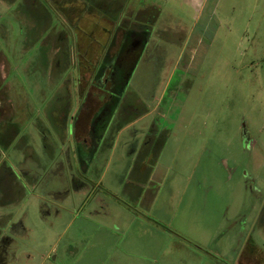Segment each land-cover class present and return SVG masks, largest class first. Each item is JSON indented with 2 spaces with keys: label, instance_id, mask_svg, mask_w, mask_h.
I'll list each match as a JSON object with an SVG mask.
<instances>
[{
  "label": "rangeland",
  "instance_id": "1",
  "mask_svg": "<svg viewBox=\"0 0 264 264\" xmlns=\"http://www.w3.org/2000/svg\"><path fill=\"white\" fill-rule=\"evenodd\" d=\"M104 2L112 5L107 21L120 3L143 23L153 14L152 30L83 168L75 144L84 131L73 137L58 113L77 111L76 93L71 101L65 89L75 91L76 32L53 0H0V83L19 129L0 163L30 164L27 175H10L19 190L8 188L2 208L6 261L264 260V0ZM62 30L67 58L56 42ZM141 167L146 180L134 171Z\"/></svg>",
  "mask_w": 264,
  "mask_h": 264
},
{
  "label": "flooded vegetation",
  "instance_id": "2",
  "mask_svg": "<svg viewBox=\"0 0 264 264\" xmlns=\"http://www.w3.org/2000/svg\"><path fill=\"white\" fill-rule=\"evenodd\" d=\"M53 1L58 14L60 10H65L68 19L62 22H66L76 32L79 63L76 78L68 79L69 83L74 84L75 91L69 87L65 89L71 93V101L76 93L77 111L70 116L66 109H60L58 113L65 122L64 126L67 129L70 126L73 137L77 135V130L84 131L81 142L75 144L84 168L85 162H90L100 148L105 133L100 132L99 128H104L107 118L116 111V106L121 102L118 93L128 84L132 70L145 49L152 30L153 14L143 23L136 17L140 11L131 10L126 15L127 8L122 10L119 3L114 6V19L108 16L110 20L107 21L106 14L110 13L112 5L106 4L104 0ZM56 42L62 43L58 51L65 52L67 58L72 50L68 34L62 30ZM71 101L63 105L66 108L72 106ZM127 107L126 112L134 113L131 104H127ZM83 110L87 112L86 118L81 114ZM69 117L71 123L67 122ZM55 118L57 120V112ZM80 149L86 152L82 153ZM240 264H264V260L248 255L240 259Z\"/></svg>",
  "mask_w": 264,
  "mask_h": 264
},
{
  "label": "crops",
  "instance_id": "3",
  "mask_svg": "<svg viewBox=\"0 0 264 264\" xmlns=\"http://www.w3.org/2000/svg\"><path fill=\"white\" fill-rule=\"evenodd\" d=\"M4 59H0V81L1 79L3 80L6 77L5 70H6V65L4 62ZM5 73V74H4ZM11 106V107H10ZM10 108L14 109V105L12 103V100L10 96L7 94L6 87L0 83V152L6 147H8L11 144V141L13 138H15V135H19V129L17 128V123L14 122L13 115H14V110L10 111ZM54 114H52V117H55V112L53 111ZM26 158V156H24ZM18 159V158H17ZM27 162L25 164H22L20 158L18 159L17 163H14L12 168L11 166L6 164L0 163V170L5 168L7 171L1 173L0 175V191L2 192V195H0V219H3V217H10L8 215V212L3 210L2 208L5 206V202L9 200V197L7 196L8 193V188L14 189V191L19 190V186L16 178L13 180L10 179V175H16L17 171L21 173L23 176L27 175L29 171H25V167ZM16 180V181H15ZM13 191V190H12ZM13 191V192H14ZM0 192V193H1ZM14 200H18L16 197H11ZM4 209V208H3ZM4 226V225H3ZM10 241V238L6 234V228H1L0 226V264H12L6 261V255L9 252V246L8 243ZM14 264L20 263V262H13ZM26 264V263H24Z\"/></svg>",
  "mask_w": 264,
  "mask_h": 264
},
{
  "label": "trees",
  "instance_id": "4",
  "mask_svg": "<svg viewBox=\"0 0 264 264\" xmlns=\"http://www.w3.org/2000/svg\"><path fill=\"white\" fill-rule=\"evenodd\" d=\"M152 135H150V137H147V142H146V145H148V146H150L151 145V141H152V137H151ZM165 141V140H164ZM150 144V145H149ZM143 156H144V154H143ZM141 170H142V167L141 168H137L136 170H134V171H136L135 173H137V171H138V174H139V177L140 178H143V180H146L147 179V177H146V175L148 174L149 175V171L147 170L146 171V173L143 175V174H141V173H139V172H141ZM145 178V179H144Z\"/></svg>",
  "mask_w": 264,
  "mask_h": 264
}]
</instances>
